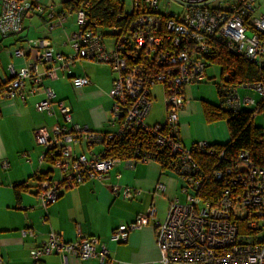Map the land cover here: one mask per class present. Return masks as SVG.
Masks as SVG:
<instances>
[{
    "label": "built area",
    "instance_id": "2783aa9c",
    "mask_svg": "<svg viewBox=\"0 0 264 264\" xmlns=\"http://www.w3.org/2000/svg\"><path fill=\"white\" fill-rule=\"evenodd\" d=\"M58 1L67 6L59 14L54 5L48 9L41 0H0V34L4 38L20 35L24 19L35 13L46 18L51 30L62 27L68 15L75 16L77 25L68 39L71 55L55 52L48 38L29 40L24 48H15L13 56L23 61L31 57L30 61L19 70L10 64L11 79L0 82L5 87L1 98L24 100L26 83L30 81L28 95H36L44 88L45 98L37 103V110L49 115L55 113V106L59 110L63 123L34 131L36 142L45 150L43 160L60 172L58 182H39L37 196L42 205L56 202L62 190L86 181L105 180L122 161L129 165L155 161L151 155L122 160L106 152L109 142L141 130L153 136L159 149L175 158L170 171L182 180L179 197L171 202L163 220L156 218V208L152 207L136 221L114 230L111 241L125 242L130 232L152 221L160 264H264V166L256 164L245 150L227 161L225 152L217 151L208 142L188 149L180 135V113L187 104L185 89L206 72L216 48L222 47L231 56L243 58L264 71V14L258 3L264 5V0H133L131 12L124 10L121 16L131 17L127 29L118 28L111 35L91 24L88 1L79 6L77 0ZM217 3V7H211ZM175 6L178 12L173 10ZM107 36L115 39L112 50L106 45ZM81 61L107 63L117 74L110 90L113 106L109 123L116 128L113 133H99L73 124L70 106L62 100L54 102L55 91L44 85L46 80L56 81L60 70L71 74L72 67ZM233 74V69L226 71L219 82L222 106L234 113L255 107V118L264 101V80L234 82ZM71 82L76 89L90 84L87 77H71ZM157 85L164 91L165 121L148 125L152 89ZM241 88L254 90L258 101L242 98ZM98 146L101 150L94 152ZM198 154L217 157L223 166H213L206 172L195 161ZM210 179L224 186L215 205L201 197ZM112 192L130 199L136 194L119 185L113 186ZM30 255L35 261L61 255L64 264L69 256L119 264L109 257L107 245L99 238L82 237L67 242L58 233H52Z\"/></svg>",
    "mask_w": 264,
    "mask_h": 264
},
{
    "label": "crops",
    "instance_id": "0c3cea01",
    "mask_svg": "<svg viewBox=\"0 0 264 264\" xmlns=\"http://www.w3.org/2000/svg\"><path fill=\"white\" fill-rule=\"evenodd\" d=\"M41 3L48 9L54 5L58 14L67 9L58 0H41ZM23 28L17 36L4 38L0 34L2 83L11 79L10 64L19 70L30 61L31 57L23 61L13 56V50L24 48L29 40L48 38L55 52L66 56L72 54L68 39L77 30L74 15H68L62 27L51 30L46 18L35 13L24 19ZM89 62H77L71 74L60 70L56 81L46 80L44 85L55 91L54 102L67 101L65 104L71 108L73 124L99 133H113L116 128L109 123L113 106L110 90L117 74L110 65L115 75L108 72L106 79L99 74L80 71L78 66L82 68ZM71 77H87L90 84L76 89ZM192 85L185 89L187 104L180 113V135L184 147L189 149L199 142L226 145L230 141L226 121H206L203 102L208 101L191 99L188 91ZM31 87V82L27 81L24 100L0 97V264H64L65 259L61 255L44 256L39 261L30 255L32 250L45 244L52 233L61 234L67 242L97 237L107 245L109 257L119 264H160L154 222L130 232L127 240L119 244L111 241V236L119 226L131 224L152 207L156 208V218L163 220L171 202L179 197L180 177L169 170L164 171L155 161L134 165L122 161L105 180L86 181L75 188L62 190L56 202L44 207L37 196L38 177L48 176L49 180L58 182L60 172L49 161L43 160L45 150L36 142L34 131L63 122L57 106L53 115L37 110V103L45 98L44 88H40L36 95H28ZM64 87L72 90L71 98H59L64 94ZM104 94L109 97L106 108H100L98 103L88 112L87 102L100 100ZM151 111L147 117L148 125L165 121L149 122ZM100 150L94 149V152ZM115 185L131 188L136 193L134 198H124L122 193L115 196L112 192ZM159 185L164 188L159 189ZM16 186H24L19 196ZM100 250L98 246V252ZM67 264H100V259L82 260L69 256Z\"/></svg>",
    "mask_w": 264,
    "mask_h": 264
},
{
    "label": "trees",
    "instance_id": "16d2710c",
    "mask_svg": "<svg viewBox=\"0 0 264 264\" xmlns=\"http://www.w3.org/2000/svg\"><path fill=\"white\" fill-rule=\"evenodd\" d=\"M87 1L89 2L88 15L91 24L101 28L106 35L113 34L118 28L127 29L131 17H121L124 14V5L120 0H77V5L79 6ZM209 60L211 63L221 66V78H223L226 71L233 69L234 82L248 83L264 80V71L257 69L243 58L231 56L222 47L216 48L214 55ZM218 85L219 82L216 86L221 99ZM4 88L1 84L0 95ZM203 110L208 123L224 120L228 125L230 131L229 143L226 145H213L217 151L223 150L225 152L227 161H232L238 153L245 150L250 153L256 164L264 166V132L254 125L252 110L234 113L224 109L222 105L217 106L209 102H203ZM258 112L264 114V101L260 103ZM106 152L109 156L122 160L151 155L164 171L173 169L171 164L175 161V158L167 151L161 150L155 145L153 136L143 133L141 130H135L120 139L109 142ZM217 159V157L202 154L195 155V161L206 172H210L213 166H223ZM43 180H49L48 176L39 178V182ZM23 187H15L17 196H19ZM223 187L221 183L210 179L204 186L201 197L205 202L215 205L219 200Z\"/></svg>",
    "mask_w": 264,
    "mask_h": 264
},
{
    "label": "rangeland",
    "instance_id": "374dc122",
    "mask_svg": "<svg viewBox=\"0 0 264 264\" xmlns=\"http://www.w3.org/2000/svg\"><path fill=\"white\" fill-rule=\"evenodd\" d=\"M234 0H219V2H233ZM121 2H123L124 5V10L125 12L129 13L132 10V5H133V0H121ZM260 5H262V10H261V14H264V5L261 1L258 2ZM217 4H213L211 5V7H217ZM223 7H226L224 4H222ZM174 11L178 12L179 9L177 8V6L174 7L173 9ZM109 32V31H108ZM106 45L107 47L112 50L114 49V45H115V39L114 37L111 36H107L105 39ZM89 65H85L82 68L80 66H78L81 70L80 71H86L88 73H95L96 75H100L101 78L106 79L107 78V73L111 72V68L109 66V64L106 63H97V62H89ZM107 65V66H106ZM109 66V67H108ZM111 74H113L111 72ZM115 75V74H113ZM221 81V66L219 64L216 63H209V67L206 69V72L201 75V78L199 80L198 83L193 84L190 89L188 91V95L191 99L194 100H205L208 101L210 103H214V104H218V105H222L221 103V99L219 97L218 94V90H217V82ZM105 84L103 83L102 86H104ZM64 94H61L63 98H71L72 94V90L69 88L64 87L62 89ZM76 91V90H75ZM152 95H153V106H152V111L151 114L149 116V122L153 123L155 121H159V120H165V96H164V91L163 88L160 85H157L156 87H154L152 89ZM239 95L242 98L248 97V98H252L255 99V101H258L259 96L258 94L251 89H245V88H241L239 91ZM109 101V97L104 94L103 97L100 100H92V101H88L87 102V106H88V112H90L91 108L97 107L98 103H100L99 105L100 108H106L107 103ZM67 102V101H65ZM107 102V103H106ZM255 107L252 106H248L247 108H245L246 110H253ZM254 125L261 129L264 132V114L259 113L254 119ZM147 122V120H146ZM95 151L100 150L101 147H95L94 148ZM93 149V150H94Z\"/></svg>",
    "mask_w": 264,
    "mask_h": 264
}]
</instances>
